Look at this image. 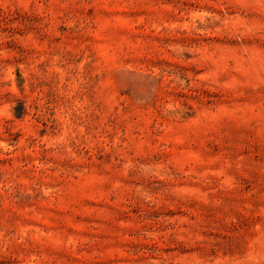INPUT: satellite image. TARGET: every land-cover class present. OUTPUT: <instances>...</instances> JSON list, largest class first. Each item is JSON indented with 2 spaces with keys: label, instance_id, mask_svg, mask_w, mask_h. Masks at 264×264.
<instances>
[{
  "label": "rangeland",
  "instance_id": "1",
  "mask_svg": "<svg viewBox=\"0 0 264 264\" xmlns=\"http://www.w3.org/2000/svg\"><path fill=\"white\" fill-rule=\"evenodd\" d=\"M0 264H264V0H0Z\"/></svg>",
  "mask_w": 264,
  "mask_h": 264
}]
</instances>
